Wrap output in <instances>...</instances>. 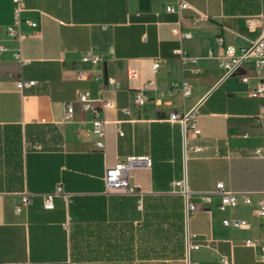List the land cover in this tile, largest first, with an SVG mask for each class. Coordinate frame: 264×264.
Instances as JSON below:
<instances>
[{"label":"crops","instance_id":"0c3cea01","mask_svg":"<svg viewBox=\"0 0 264 264\" xmlns=\"http://www.w3.org/2000/svg\"><path fill=\"white\" fill-rule=\"evenodd\" d=\"M183 1L188 7L169 12L177 0H24L16 40L6 33L13 2L0 0V262L187 264L189 256L197 264H261L244 242L262 235L256 209L264 157L254 148L264 147V99L249 94L257 84L249 62L223 77L218 57L261 34L264 0ZM249 18L257 19L253 29ZM86 50L100 62L82 61ZM129 67L139 72L135 82ZM108 77L115 86L105 85ZM18 79L34 83L18 88ZM150 79L158 87L185 80L192 91L136 104L134 88ZM81 90L113 102L102 111L104 150L94 145L89 110L75 103L64 118ZM190 109L200 133L184 139L169 114ZM129 156H148L150 165L130 169L132 191L106 190V168ZM182 177L195 192L223 182L250 201L239 196L222 210L218 195L203 203L193 193L196 209L186 216L184 198L171 191ZM57 186L63 194L45 208L42 195ZM23 193L30 201L16 212ZM225 218L248 225L226 226ZM188 244L198 248L188 253Z\"/></svg>","mask_w":264,"mask_h":264},{"label":"built area","instance_id":"2783aa9c","mask_svg":"<svg viewBox=\"0 0 264 264\" xmlns=\"http://www.w3.org/2000/svg\"><path fill=\"white\" fill-rule=\"evenodd\" d=\"M13 2V21L11 24L6 26V33L9 37L16 40H20L23 36L20 31L21 23V13L24 9V0H12ZM188 7V4L183 0H177V2L167 4V10L169 12L177 11ZM264 16V15H263ZM200 17V16H198ZM197 17V18H198ZM256 18H249L247 20V26L249 29H253L256 25ZM31 26H35L36 22L32 20H27ZM174 32L179 33L181 36L189 37L191 34L189 32ZM218 41L221 42L222 39L218 38ZM5 47L3 44H0V51ZM15 57L20 59L19 49L15 52ZM81 60L95 66L100 62V57L97 53L92 52L91 50H86L81 55ZM190 58L186 56L183 58V61H189ZM194 61V60H192ZM249 62L253 68V74L257 78L256 87L249 92L251 96L260 97L264 99V28L261 34L254 40L251 41V44L247 48H243L239 53L236 52V49L232 45L225 46L224 52L218 57V65L223 70V77L228 76L236 67L239 65ZM158 62L152 63V69L155 71L158 68ZM78 77H83L84 72L78 71ZM126 76L129 81L135 82L138 79L139 72L136 68L129 67L126 70ZM100 75H96V78H99ZM243 80H246V77H243ZM34 83V80L24 81L18 79L16 85L18 88H23L25 86H30ZM105 85H116V81L113 78H106ZM148 91H153L155 94L151 97L148 94ZM179 91L183 97H187L191 94L192 88L191 85L182 80L178 83L172 82L165 87H158L155 80H144L140 82L133 91V100L136 104H143L147 101H151L156 105H161L163 98L169 95H172L174 92ZM78 103L83 110H89L92 117V131L96 136L94 145L101 150L105 148V134H106V123L107 120L102 116V111L113 105L112 100L103 97L90 96L89 92L86 90H81L77 93L74 100H70L65 104L64 118H70L74 110V104ZM264 112V104L260 106ZM128 112V108H124ZM196 110L190 109L182 113L170 112L169 119L176 121L180 124L184 139L187 133L192 135H197L200 133V129L196 124ZM254 153L258 156L264 157V147L254 148ZM150 165V159L148 156H129L126 157L112 166L106 168L104 182L106 190L110 189H125L132 191L133 187L128 183V174L131 168L144 166L147 167ZM171 191L180 194L185 201V214L189 215L190 212L196 209V202L191 199V194L197 193L199 200L203 203H208L211 196L218 195L220 198L218 208L225 209L228 207H233L236 205L238 197H242L245 202H249V196L233 191L225 187L223 182H217L215 187L206 191L195 192L191 190L186 182L185 178H180L174 180L171 184ZM63 194L61 186H57L54 190L46 192L42 195L43 197V206L45 208L53 207V199L57 195ZM30 201L29 195L23 193L21 202L14 205V210L19 212L21 206L26 205ZM257 215L259 217L260 228L262 231L261 239L256 240L254 238H247L244 242L246 246H251L256 248L257 257L261 264H264V185L260 193V198L258 200V206L256 209ZM223 224L230 227L241 228L248 225V222L245 219L241 218H225L223 219ZM190 248H198L197 244L190 245L188 244V253ZM220 261L222 263H228L226 258L221 257ZM0 264H50L48 262H39L32 260H22V261H5L0 262ZM69 264H79L78 262H69ZM187 264H197L196 261L187 257Z\"/></svg>","mask_w":264,"mask_h":264},{"label":"rangeland","instance_id":"374dc122","mask_svg":"<svg viewBox=\"0 0 264 264\" xmlns=\"http://www.w3.org/2000/svg\"><path fill=\"white\" fill-rule=\"evenodd\" d=\"M247 47H249V46H247Z\"/></svg>","mask_w":264,"mask_h":264}]
</instances>
